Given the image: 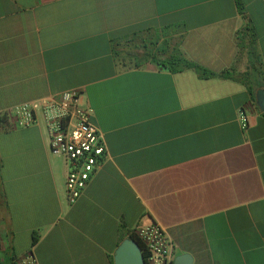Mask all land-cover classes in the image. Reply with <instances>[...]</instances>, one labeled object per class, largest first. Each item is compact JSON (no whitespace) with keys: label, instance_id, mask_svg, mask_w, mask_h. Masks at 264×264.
Returning <instances> with one entry per match:
<instances>
[{"label":"crops","instance_id":"obj_1","mask_svg":"<svg viewBox=\"0 0 264 264\" xmlns=\"http://www.w3.org/2000/svg\"><path fill=\"white\" fill-rule=\"evenodd\" d=\"M238 1L0 0V264H113L150 224L172 258L264 264V0ZM176 57L213 76L169 70ZM67 91L105 146L71 205L47 149Z\"/></svg>","mask_w":264,"mask_h":264},{"label":"built area","instance_id":"obj_2","mask_svg":"<svg viewBox=\"0 0 264 264\" xmlns=\"http://www.w3.org/2000/svg\"><path fill=\"white\" fill-rule=\"evenodd\" d=\"M58 113L47 119V149L60 157L65 166L64 192L68 205L73 204L105 157L101 134L89 123L90 110L78 104L73 91L59 94ZM37 103H27L13 109L17 126L32 124ZM241 129L246 127L244 114L237 113ZM132 235L141 245L143 264H172V244L155 224L136 228ZM14 264H32L30 258Z\"/></svg>","mask_w":264,"mask_h":264},{"label":"water","instance_id":"obj_3","mask_svg":"<svg viewBox=\"0 0 264 264\" xmlns=\"http://www.w3.org/2000/svg\"><path fill=\"white\" fill-rule=\"evenodd\" d=\"M255 103L260 111L264 110V89L255 93ZM113 264H143V258L137 244L131 239H124L115 249ZM172 264H190V257L185 254L173 258Z\"/></svg>","mask_w":264,"mask_h":264},{"label":"trees","instance_id":"obj_4","mask_svg":"<svg viewBox=\"0 0 264 264\" xmlns=\"http://www.w3.org/2000/svg\"><path fill=\"white\" fill-rule=\"evenodd\" d=\"M235 5L237 7V11L242 14L243 8H242V5L240 4V2L238 0H235ZM243 30L246 32L248 38L250 40H253V38H254L253 31H252V28L250 27V25L248 23H245ZM251 44H252V41H251ZM251 48L252 47H250V50H251ZM248 57H249V62H250L253 59V52L252 51H249ZM166 65H168V69L171 71L179 70L181 68H189V69L194 70L201 77L207 78V77L213 76L212 73H209V72L203 70L202 68L198 67L197 65L191 64V63L185 61L184 59H182L180 57L174 58L173 60H171ZM161 66L164 67V64L162 63ZM218 77L228 78V72H221L218 74ZM128 238L133 240L137 244L139 249L141 250L140 243L137 241V239L133 235H129Z\"/></svg>","mask_w":264,"mask_h":264}]
</instances>
